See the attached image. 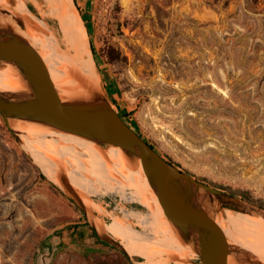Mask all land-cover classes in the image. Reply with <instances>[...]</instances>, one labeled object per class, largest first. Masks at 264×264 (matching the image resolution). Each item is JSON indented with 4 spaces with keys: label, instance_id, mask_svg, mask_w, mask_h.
<instances>
[{
    "label": "rangeland",
    "instance_id": "rangeland-1",
    "mask_svg": "<svg viewBox=\"0 0 264 264\" xmlns=\"http://www.w3.org/2000/svg\"><path fill=\"white\" fill-rule=\"evenodd\" d=\"M13 1L15 13L38 24L32 29L41 35L32 36L52 75L55 68L61 86H77L73 49L61 26L65 2ZM9 3L0 0V6ZM88 10L83 8V24L94 48L101 90L116 112L125 111L124 120L134 132L195 179L226 193L246 191L263 202L264 0H94ZM10 71L7 66V75ZM50 148L57 154L51 143ZM98 149L112 167L110 149ZM55 161L66 173L71 171L67 162ZM124 172L126 180L113 172L128 184L124 192L88 195L77 190L94 219L128 247L115 235L128 215L144 218L163 211L140 171L125 162ZM142 193L150 204L141 200ZM227 213L216 217L227 237L249 239L234 231ZM157 222L162 223L159 218ZM130 223L148 235L146 224ZM245 231L253 239L254 233ZM130 256L133 262L97 239L79 208L43 176L0 116V264L147 263ZM154 258L169 264L198 263L195 255L185 260L166 254Z\"/></svg>",
    "mask_w": 264,
    "mask_h": 264
},
{
    "label": "water",
    "instance_id": "water-1",
    "mask_svg": "<svg viewBox=\"0 0 264 264\" xmlns=\"http://www.w3.org/2000/svg\"><path fill=\"white\" fill-rule=\"evenodd\" d=\"M14 4L10 0L9 7L0 6V69L11 66L21 86L17 90L0 89V116L28 157L40 168L21 139L42 136L24 133L22 128L27 126L72 135L98 148H118L125 162L140 171L168 227L197 256L198 263L193 264H264L228 238L216 221L217 215L225 212L264 220V208L200 182L171 165L119 116L101 89L88 92L89 85L80 76L75 87L55 84L45 59L24 35L27 27L22 15L13 11ZM55 172L60 186L41 171L79 208L98 240L133 262L118 240L96 228L92 211L64 169L57 165Z\"/></svg>",
    "mask_w": 264,
    "mask_h": 264
},
{
    "label": "bare ground",
    "instance_id": "bare-ground-1",
    "mask_svg": "<svg viewBox=\"0 0 264 264\" xmlns=\"http://www.w3.org/2000/svg\"><path fill=\"white\" fill-rule=\"evenodd\" d=\"M63 1L65 2V9L61 15L64 17V25L61 26H64L62 30L64 29L66 32L67 42L73 49L74 53L73 61L72 58H70V61H72V63L74 62L73 66L75 70L79 72L78 74L81 79L89 85L87 90L88 92L98 89L100 90V79L96 73L97 71L92 59V54L88 43V35L83 21L81 20L79 13L73 10L74 7L72 8V0ZM50 4L52 3L50 2ZM53 4L55 5L57 3L54 2ZM58 7H60V5ZM23 19L27 27L24 31V35L29 39L32 46L36 48L34 40L35 38L33 39L32 36H37L35 35L37 34L36 31H33L32 29L34 22L26 20L24 17ZM34 26L39 27L38 24ZM10 68L11 71L10 74H8L9 77L7 75V66L3 69H0V89L2 90H17L21 86V82L17 73L11 66ZM55 71V68H53L54 76L52 73L50 76L52 79L54 77V83L60 86V84H62V79L60 80L61 77ZM72 76L74 77V75ZM22 130L28 135L42 136L39 139L34 140L25 139L24 145L32 155L35 162L39 164L44 175L51 182L57 184L58 186H60V182L55 172V169L58 165L55 159L59 158L61 161H65L68 163V165H70L71 171L67 172V176L70 183L76 189L80 190V192L84 191L88 195L106 194L114 191L124 192L125 188L128 187V184L126 185L122 181L120 182L113 175V172H115L121 175L125 180L127 179V176L124 172L125 159L118 148H112L108 151V157H110V159H112L114 162L113 166L110 167L105 161L102 151L98 149L97 146L91 144L88 141L82 140L72 135L54 133L42 129H34L30 126L24 127ZM50 143L57 154L51 153ZM68 144H73V146H67ZM75 146L81 149V152H77L78 150H76ZM43 148L50 152V154L45 152ZM85 173L91 175L93 179L88 178ZM126 183L128 182L126 181ZM149 193H152V191ZM146 195L142 193L141 200H143L146 204H150L149 197ZM152 195V200L156 199L153 193ZM156 215L159 218V222L162 221L160 226L157 222L158 218L156 219V217H154ZM131 220L146 224L149 228L148 235H145L144 237L143 234L131 228ZM226 220L238 235H246L249 238L241 240L236 238L238 236H235V243L244 249H247L258 259L264 262V220L253 215L250 216L230 213H227ZM94 221L96 228L99 231H105V225L101 221L98 219H94ZM166 222L167 221L163 215V212L161 211L149 218H140L131 213L126 218V222L123 227H119L117 225L119 222H115V224L119 227L115 230V235L119 239L125 240L128 247L123 243L122 246L129 256L130 254L133 256H138L148 264H169L167 263L170 260L169 257L167 258L168 261L166 259L167 262H154V257L156 255L161 256L162 254H166L171 257L172 255H176L180 259L191 258L194 255L193 252L188 246L182 244L176 234H174V232L168 227ZM246 228H249L254 233L252 236L253 239H250L249 233L245 231ZM176 264L183 263L176 262Z\"/></svg>",
    "mask_w": 264,
    "mask_h": 264
},
{
    "label": "trees",
    "instance_id": "trees-1",
    "mask_svg": "<svg viewBox=\"0 0 264 264\" xmlns=\"http://www.w3.org/2000/svg\"><path fill=\"white\" fill-rule=\"evenodd\" d=\"M73 3H74V5H75L77 11L80 13V16H81L83 22H86L84 16L81 14V10H80V8L77 6L75 0H73ZM85 26H86V28H87V25H85ZM89 46H90L91 54H92L93 57H94V56H95V52H94V48H93V45H92L91 41H89ZM110 52H111V55L116 54V53L113 51V49H110ZM106 91H107V93H108V90H106ZM113 104L115 105V102H113ZM118 114H119V116H120L121 118H125V117H126L125 111H124L123 113H119V112H118ZM139 137H140V136H139ZM149 147H150L151 149H154V147H153L152 145H150V144H149ZM167 161H168L171 165H174L175 167H178L177 165H175V164H174L173 162H171L170 160H167ZM179 169H180V168H179ZM182 171H183V170H182ZM183 172H184V171H183ZM184 173H186V172H184ZM41 178H42V177H41ZM197 180H198V179H197ZM198 181H200V182H204V183H205L204 180H198ZM216 189H219V190H220V189H222V188H216ZM221 191H222V190H221ZM223 191H224V190H223ZM228 193L231 194V195H235V196L241 197L242 199L246 200L247 202L254 203V204H256V205H259V206H261V207H264V201H263V202H260V201H255V200H253V199L251 198L250 194H249L248 192H246V191H244V192H228ZM149 217H152V216L150 215V216H146V217H144V218H149Z\"/></svg>",
    "mask_w": 264,
    "mask_h": 264
},
{
    "label": "crops",
    "instance_id": "crops-1",
    "mask_svg": "<svg viewBox=\"0 0 264 264\" xmlns=\"http://www.w3.org/2000/svg\"><path fill=\"white\" fill-rule=\"evenodd\" d=\"M76 1V4H77V6L80 8V10H81V14H83L84 12H83V8L85 7L86 8V10L87 11H89L88 9H90V7H91V4H92V2L94 1V0H75ZM72 2H73V0H72ZM73 5H74V3H73ZM74 7H75V5H74ZM76 8V7H75ZM77 10V9H76ZM78 12V11H77ZM79 13V12H78ZM89 13V12H88ZM80 15V14H79Z\"/></svg>",
    "mask_w": 264,
    "mask_h": 264
}]
</instances>
